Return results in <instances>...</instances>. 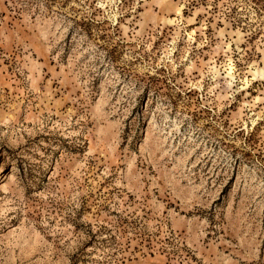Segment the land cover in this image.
I'll list each match as a JSON object with an SVG mask.
<instances>
[{"label":"rangeland","instance_id":"374dc122","mask_svg":"<svg viewBox=\"0 0 264 264\" xmlns=\"http://www.w3.org/2000/svg\"><path fill=\"white\" fill-rule=\"evenodd\" d=\"M0 264H264V0H0Z\"/></svg>","mask_w":264,"mask_h":264}]
</instances>
